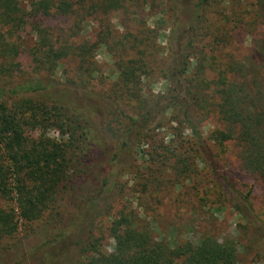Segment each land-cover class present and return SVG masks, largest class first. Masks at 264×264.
Instances as JSON below:
<instances>
[{
  "label": "rangeland",
  "instance_id": "1",
  "mask_svg": "<svg viewBox=\"0 0 264 264\" xmlns=\"http://www.w3.org/2000/svg\"><path fill=\"white\" fill-rule=\"evenodd\" d=\"M18 1L21 8L31 14L38 0ZM55 1L69 2L72 11L62 15L52 9L49 15H30L16 30L0 23V90L6 88L4 94L0 92V105L16 106L19 102L11 90L22 85H44L45 91L26 95L48 106L55 101L72 109L76 107L74 92L81 88L93 91L105 128L104 134H97L111 156L120 147V135L127 124L119 112L136 118L152 98L167 92L165 74L170 65L172 3L170 0H126L124 9L105 12L102 0ZM37 26L44 30L56 50L65 54L56 68L45 65L46 49L42 47ZM263 34L258 0H214L197 40L188 76L190 87L201 83L204 88V101L198 103L196 119L207 149L218 163V175L228 177L249 196L255 217L251 213L249 216L252 221L258 216L257 220L262 222L264 181L242 168L241 147L236 138L228 142L221 140L220 133L228 129L216 108L220 91L225 88L224 80H231L242 62L251 59L254 46ZM84 48L92 50L85 54ZM83 58L87 59L85 65H82ZM130 61L142 62L139 66L144 69L145 75L136 86L124 83L121 78ZM48 127L46 131L27 128L26 136L32 141L47 137L67 142L65 128L57 123ZM192 134L182 123V116L177 111H169L155 130L146 133L143 141L134 145L127 165L123 161L111 171V183L115 186L107 193V202L100 211L95 207L87 223L86 233L95 232L93 239L101 253L114 252L115 242L110 230L113 222L127 213L136 217L139 227L152 231L158 240L172 246L197 245L205 236L222 242L233 240L238 245V264H264V251L257 255L246 247L247 226L242 214L251 210L239 212L229 205L218 175L215 177L208 166L207 153L199 148ZM104 167L105 164L91 166V179L86 187L97 179ZM72 194L67 193L65 198L69 200ZM14 204L0 196V212L9 211ZM53 213L49 210L34 223L20 222L14 236L0 240V264L14 263L16 252L25 254L19 264L53 262L46 249L38 251L37 258L30 254L42 241H52L53 232H49L48 224L53 220ZM28 235L31 238L27 239ZM19 242L21 246L16 247ZM62 245H68L67 239ZM56 254L67 258L60 251Z\"/></svg>",
  "mask_w": 264,
  "mask_h": 264
},
{
  "label": "trees",
  "instance_id": "2",
  "mask_svg": "<svg viewBox=\"0 0 264 264\" xmlns=\"http://www.w3.org/2000/svg\"><path fill=\"white\" fill-rule=\"evenodd\" d=\"M170 1L174 18L168 42L167 92L152 98L136 118L119 112L127 124L120 135L121 145L111 156L98 135L104 134L105 128L93 91L81 88L74 92L76 107L72 109L55 101L48 106L46 102L26 95L45 91L44 85H22L19 90H11L19 102L16 106L0 105V196L15 202L9 211L0 212V240L14 236L20 222L34 223L53 210V220L48 224L49 232H53L52 241H42L30 250L31 256L37 258V252L46 249L53 260L49 264H178L180 260L183 264L239 263L238 245L233 240L222 242L205 236L197 245L186 243L175 247L165 240H158L152 231L139 227L136 217L127 213H122L112 224L110 233L115 248L110 255H104L96 248L94 231L89 235L86 233L90 215L95 207L100 211L107 202V193L115 186L111 183V171L123 161L127 165L133 147L143 141L146 133L155 130L169 111H177L182 116V123L192 131L199 148L207 153L208 166L215 177L218 175V163L207 149L196 119L198 103L204 101V88L201 83L192 88L188 80L197 40L208 21L214 0ZM125 3L126 0H102V7L105 12H113L124 9ZM258 3L264 24V0H258ZM52 9L66 15L72 11V4L38 0L31 14H27L18 0H0V23L12 30L20 29L28 16L49 15ZM36 30L46 49L43 53L45 65L52 69L58 67L65 54L56 50L41 27L37 26ZM91 50L84 48L85 54ZM246 61L231 80L227 78L223 82L225 88L220 91L216 109L228 130L220 133V138L223 142L236 138L241 147L242 168L264 181V34L254 46V55ZM86 63L87 59L83 58L82 65ZM141 63H127L121 74L124 83L133 86L140 83L145 75L139 66ZM5 89L2 87L0 92L4 94ZM21 93L27 97L19 95ZM54 123L65 128L67 142L47 137L32 141L26 136L27 128L46 131L49 124ZM101 164L105 167L100 175L86 187L91 179V166ZM218 181L232 208L239 212L251 210L242 214L247 226L246 247L257 255L262 254L264 222L257 220L258 216L252 221L249 216L250 213L254 216L249 196L226 176L218 175ZM69 192L73 194L68 200L65 195ZM65 239L67 246L62 245ZM21 244L19 242L16 247ZM58 251L67 258L57 256ZM24 256V252H16L11 264H19ZM5 264L10 263L6 261Z\"/></svg>",
  "mask_w": 264,
  "mask_h": 264
}]
</instances>
